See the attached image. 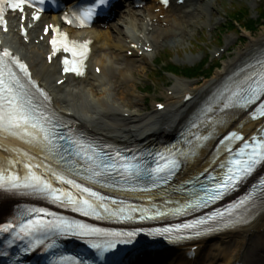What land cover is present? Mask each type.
<instances>
[{"label":"snow or ice","instance_id":"obj_1","mask_svg":"<svg viewBox=\"0 0 264 264\" xmlns=\"http://www.w3.org/2000/svg\"><path fill=\"white\" fill-rule=\"evenodd\" d=\"M47 2L48 0H0V26L7 30L6 10L21 13L20 19L23 21L26 19L23 15L25 8H33L35 11L32 14V19L38 20L39 13ZM164 2L167 3V0H164ZM107 4L108 0H96L91 7L76 13L81 26H84L83 22L90 20L98 9ZM65 21L71 23L67 20V17H65ZM44 31L45 34H48L49 27L46 26ZM21 35L26 36L23 24L21 25ZM51 35L52 38L49 44L52 53L48 57L49 61H51L52 56L62 50L68 54V57L63 60L65 65L63 72H72L77 76L83 75L82 65L87 59L91 42L86 41L83 44H78L69 41L66 34L58 33L55 28L51 29ZM258 75L259 79L256 81L255 86H251L246 81L237 85L236 90L226 89L229 93L227 96L221 93L217 98V102L223 101V109L221 110L237 106L247 107L254 104L261 95H264V73ZM249 80H252V78L250 77ZM58 83H63V81H58ZM37 92L43 97V101L49 100L47 94L32 80L28 66L25 63L21 62L8 49L0 52V132L19 137L22 140L26 139L27 143L39 146L42 150L47 151L50 157L55 159L57 164H62L63 167L58 170L49 165H44L45 170L50 172L60 183L74 188L76 193L53 187L48 179L42 178L41 175L33 172V167H41L39 164H25L29 175H26L22 181L16 175L11 177L0 176V187L8 185L12 189H24L30 194L50 198L61 207L70 208L71 211L85 217L132 219L133 214L139 213V219L144 220L148 218L146 213L149 212V209L137 208L130 204L127 208L120 206L123 204L122 201L118 202L112 197L104 196L92 187L78 183L72 177H81L85 181L94 184H107L110 178L121 174L133 181L137 179L149 180L152 182L151 187L156 188L169 182L180 166L179 157L187 159L195 154L194 150L172 153L171 155L158 153L157 165L151 167L146 163H134L133 161L137 160V157H120V154L116 153V157L125 161L123 165H118L111 153L98 150L97 147L85 143L83 140H71L66 147L59 143V141L68 139L58 130L62 124L53 119L54 113L48 114L46 112L43 102L37 99ZM160 107L163 108V105ZM258 112L261 117H264V104L259 106ZM253 118H255V115ZM196 139L199 141L201 137L197 136ZM203 139L207 140L208 137L204 136ZM233 139L240 141L244 140V137L233 131L226 137V140L231 141ZM225 149L230 153L232 152V148L228 144L225 145ZM69 157L77 158L81 162L79 166L77 160L69 159ZM261 161H264V138L257 140L253 137L251 143H244L239 151L233 154V158L227 162L226 173L222 176L210 175L206 182L197 180L192 183L191 188L180 189L181 192H187L188 198L184 202L166 200L165 205L177 206L168 207L167 211L157 208L153 215L188 216L208 208L235 190ZM220 167L223 169L226 165L221 164ZM121 168L123 172H121ZM127 182L128 180L125 181V183ZM140 190L147 191L148 189L143 188ZM251 199L252 196L249 195L225 211L211 212L206 216L193 219L191 222L177 224L175 228L177 231L190 230L192 234L198 236L201 231H212L217 226L233 223L238 217L242 220L243 216L237 210L244 208ZM108 201H111V204L116 205V207H109ZM27 215L33 217V212L29 211ZM47 217L52 218L47 219ZM205 225L209 227L205 229ZM156 231L163 235L169 229H157ZM0 233H10L12 235L9 246H12L16 240L25 243L27 245L24 248L25 253L35 251L41 245H45L46 241H51L46 244V249L51 250L58 247L57 237H83L86 238L85 243L99 253V260H103L106 254L113 251L119 243L130 242L126 237L136 235L134 232H106L104 229L58 216L55 212L42 208L35 210L34 218L24 219L22 217L17 223H7L0 226ZM100 237L105 238L103 242L95 239ZM108 237L114 239H108ZM2 255H7V253H2ZM69 259L71 264H89L87 260H80L79 258L61 257L60 261L64 262Z\"/></svg>","mask_w":264,"mask_h":264},{"label":"bare ground","instance_id":"obj_2","mask_svg":"<svg viewBox=\"0 0 264 264\" xmlns=\"http://www.w3.org/2000/svg\"><path fill=\"white\" fill-rule=\"evenodd\" d=\"M206 8L208 11H214L209 0H185L183 5L171 4L166 10L151 2L143 10L124 12L121 26L116 25L112 29L108 25L105 29H94L91 32L94 43L87 63V72L82 78L69 77L61 87L55 86L59 79L57 63L46 65V48L42 43L36 45L31 41L25 44L12 32L3 37V42L30 63L37 78L51 92L54 106L65 112H72L82 124L93 128L97 134L124 144L138 143L148 138L163 143L171 139L179 125L209 93L211 87L229 73L228 69L234 68L247 58L256 47L264 46L263 33L256 38L249 36L248 44L239 49L232 60L225 62L223 71L217 72L211 80L201 83L198 89L192 87L191 81L178 78L174 86L167 89V92L171 91L172 94L165 96L163 113L125 111L124 108L130 106L125 93H129L133 88L134 64L142 63L150 55L144 54L141 58L129 59L124 54L128 46L127 41L142 39L147 31V26L143 23L147 21L148 26L152 27V32L146 40L151 43L153 51L165 43L175 44L179 36L186 34L188 21L194 17H202ZM156 9L161 11L154 13ZM160 15L164 16L163 20L159 19ZM95 66L101 68L99 76L94 73ZM39 69L44 70L42 74ZM117 77L121 80L117 81ZM121 86L126 88L124 92L120 91ZM186 95L191 96L188 102L184 100ZM136 99L142 100L139 97ZM125 113L133 114L135 118L123 120L121 117ZM254 127L255 124L246 119L239 123L229 122L216 132L220 134L225 130H239L246 135ZM214 144L206 143L204 150L198 151L193 160L187 161L186 176L195 175L211 164L215 156L205 159V154H209ZM0 161H3L1 152ZM6 167L10 166L6 164ZM10 210V200L0 197V221L10 214ZM194 245L199 246V249L189 256V248ZM168 258L171 264H264V211L246 227L222 236L210 237L197 244L179 247Z\"/></svg>","mask_w":264,"mask_h":264},{"label":"rangeland","instance_id":"obj_3","mask_svg":"<svg viewBox=\"0 0 264 264\" xmlns=\"http://www.w3.org/2000/svg\"><path fill=\"white\" fill-rule=\"evenodd\" d=\"M212 3L214 11L205 9L204 14L198 17L191 18L188 22V26L185 28L186 34L179 36L175 44L165 43L161 47H158L150 53L148 59H144L142 63H136L134 66L133 75V88L129 93L126 91L127 102L130 103L129 108L124 110H130L136 112L141 110L143 114L154 113V103L157 101L165 102L166 89L173 87L177 79L167 76L159 79L157 74L161 73V67L154 65L159 55L164 53L169 54L170 58H163L164 63H173L179 66H193L198 63L200 59L206 55L210 56L212 62L218 61L219 68L216 69L209 79L211 80L217 72L223 71V65L227 60H232L235 57L236 52L242 49L249 42V36L259 37L264 34V24L258 27L255 34L251 35L244 30H241L239 34H225L221 35L222 42L218 39L220 29L223 25H226L231 9L234 6L247 7L250 15L256 16V12L264 7V0H209ZM209 13V14H208ZM209 15V18H208ZM121 15L118 16L110 23L112 26L120 25ZM208 23V24H206ZM206 25H209L208 27ZM226 51L222 54L221 59L216 60L213 55L219 48H226ZM154 62V64H153ZM144 71L142 72V70ZM166 76V75H165ZM121 80L117 77V81ZM151 81V82H150ZM184 81V80H183ZM204 82V81H203ZM201 81L192 87L198 89ZM120 87V91L125 90ZM128 93V94H127ZM139 97L142 100H137ZM165 263L171 264L170 260Z\"/></svg>","mask_w":264,"mask_h":264},{"label":"trees","instance_id":"obj_4","mask_svg":"<svg viewBox=\"0 0 264 264\" xmlns=\"http://www.w3.org/2000/svg\"><path fill=\"white\" fill-rule=\"evenodd\" d=\"M264 23V7L259 9V17L255 20L249 17V11L247 8L244 7H232L229 21L226 26H223L220 34H227V33H240L241 29H245L250 34H255L258 27ZM221 40V37H218ZM162 57V56H161ZM168 57V56H167ZM158 63H161V60H158ZM163 63V62H162ZM219 67L218 62L214 63L213 65L209 66L208 59L205 58L199 64H196L191 67H181L175 66L172 64H166L165 67L161 69L165 72H170L185 78H199V77H210L214 70ZM159 79L162 78L160 73L157 74Z\"/></svg>","mask_w":264,"mask_h":264}]
</instances>
